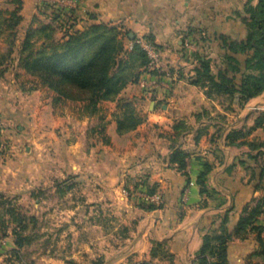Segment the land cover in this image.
<instances>
[{
  "label": "crops",
  "instance_id": "obj_1",
  "mask_svg": "<svg viewBox=\"0 0 264 264\" xmlns=\"http://www.w3.org/2000/svg\"><path fill=\"white\" fill-rule=\"evenodd\" d=\"M39 2L22 0L17 46L29 29L55 24L48 13H37L38 9L43 10ZM246 2L65 0L64 5L69 7L61 10L62 18L69 25L64 30H84L91 24L106 23L127 34L129 39H125V45L134 39L148 37L161 54L159 74L139 67L138 81L130 82L118 100L100 103L103 110L99 117L105 124L103 134L94 132L97 117L85 114L80 103L63 102L78 108L77 112L64 113L56 110L57 106L49 97H44L40 89H29L27 82L18 86L16 73L19 77L32 78L24 70L15 67L14 79L6 77L12 69L0 78L4 95H0V118L13 124L18 118L30 120L28 123L53 121L59 138H63L68 124L73 133L80 130L79 127L84 130L81 136L73 135L71 165L66 169L59 165L57 171L59 168L61 174H70L75 187H87L93 195L97 187L108 192L114 197V203L120 204L127 216L133 218L134 228L119 247V254L112 257L113 264L144 261L195 264L204 235L217 227L226 213L227 228L232 231L245 205L260 194L254 188L248 168L252 164L248 155L252 152L247 146H227L226 136L233 129L254 124L253 113L264 110V93L242 107L233 104L228 110L224 98L208 96L205 89L191 83L195 54L206 55L215 70L227 53L221 47L220 37L235 41L245 38L242 18ZM5 4L3 9H14L10 0H5ZM199 33L202 36L199 37ZM234 56L243 66L246 56ZM125 103H130L140 123L135 129L119 134L117 119ZM24 107L30 112L27 119L23 116ZM65 117L71 121L64 123ZM180 124L185 129L176 143H172L174 127ZM82 138L91 139V143L84 147ZM249 139L264 142V132L257 129ZM176 148L188 155L184 172L171 162ZM46 150L43 147L40 152ZM207 167L209 195H202L198 179ZM46 182L41 181V187H51ZM32 185L29 183L25 188ZM137 189L143 194H158L159 203H151L145 196L137 195ZM258 223L264 228V213ZM257 249L255 233L244 240L233 239L227 246L228 261L245 264Z\"/></svg>",
  "mask_w": 264,
  "mask_h": 264
},
{
  "label": "trees",
  "instance_id": "obj_2",
  "mask_svg": "<svg viewBox=\"0 0 264 264\" xmlns=\"http://www.w3.org/2000/svg\"><path fill=\"white\" fill-rule=\"evenodd\" d=\"M10 2L14 5L13 10L0 7V40L6 43L5 50L0 52V78L7 72V68L2 66L13 60L12 56L16 54L18 69L24 70L52 91L56 103H80L86 114L97 116L101 111L100 103L118 100L130 82L138 81L139 67L146 70L149 64L139 46L132 51L127 50V34L106 23L91 24L84 30L65 29L61 36L58 35L57 26L45 24L29 29L20 46H17L22 0ZM244 14L245 38L235 41L220 37L221 47L227 53L222 56L215 70L211 59L200 53L195 54L196 65L191 76V83L205 89L208 96L224 98L229 103L228 110L233 104L242 107L264 93V0H247ZM146 40L152 42L148 37ZM238 54L246 56L243 66L234 56ZM15 77L19 78L18 73ZM122 109L123 113L117 119L119 134L135 129L140 123L130 103L123 104ZM253 116L252 126L233 129L227 134L226 145L247 146L252 152L248 155L252 161L248 168L254 188L260 194L245 205L232 231L227 228L229 218L226 213L220 218L219 225L204 235L195 264H230L227 258L228 243L233 239L244 240L251 233L257 236L258 249L245 264H264V228L258 223L264 213V142L249 139L257 129L264 132V110H256ZM184 129L182 124L174 127L172 143H176ZM104 130L105 124L98 117L94 132L103 134ZM187 156L176 148L171 155V162L184 172ZM208 172L207 167L198 179L202 195H209L206 187ZM23 216L10 200L0 201V239L8 235L11 221L18 222L19 228L17 225L12 230L17 248L23 247L27 239L22 234L25 228ZM13 252L18 255L19 249ZM139 264L154 263L144 261Z\"/></svg>",
  "mask_w": 264,
  "mask_h": 264
},
{
  "label": "rangeland",
  "instance_id": "obj_3",
  "mask_svg": "<svg viewBox=\"0 0 264 264\" xmlns=\"http://www.w3.org/2000/svg\"><path fill=\"white\" fill-rule=\"evenodd\" d=\"M39 3L42 5V0ZM62 5L53 4L37 10L41 15L48 13L52 17L59 36L69 25L62 18L64 14L61 11L69 5ZM0 7H6L5 0H0ZM5 48V40H0V52ZM12 58L2 66L8 72L12 69L13 74H7V79L15 78L17 55L13 54ZM15 80L18 86L27 82L29 89H40L43 96L49 97L57 106L56 110L70 114L78 110L71 105L56 103L55 94L35 78L20 76ZM0 95L4 96L2 89ZM226 104L229 105L228 102ZM22 111L27 119L30 112L25 107ZM70 119L65 117L63 121L68 123ZM28 122L30 120L18 118L13 124L0 118V201L10 200L17 212L24 215L22 234L27 238L23 247H16L12 230L18 222L11 221L8 235L0 239V264H113L112 257L119 254V247L134 228L133 218L127 216L120 204L114 203V197L108 192L97 187L93 195L87 187H75L70 174H61L59 168L57 171L59 165L64 169L71 165L73 135L81 136L84 130L79 127L80 130L73 133L71 124H68L63 138H59L54 130L55 122ZM88 142L91 143V139L81 140L84 147ZM43 147L47 150L41 153ZM46 169L51 171L46 172ZM41 181H47L51 187H41ZM29 183L34 186L25 188ZM135 191L137 195H144L138 189ZM14 249H19L18 255Z\"/></svg>",
  "mask_w": 264,
  "mask_h": 264
},
{
  "label": "built area",
  "instance_id": "obj_4",
  "mask_svg": "<svg viewBox=\"0 0 264 264\" xmlns=\"http://www.w3.org/2000/svg\"><path fill=\"white\" fill-rule=\"evenodd\" d=\"M53 4L55 5L65 4V0H42L43 6H49ZM137 46H139L144 51V53L146 54L149 60V64L146 68V71L151 73L156 72L155 74H159L161 54L157 46L154 43L144 38H140L130 41L127 45V49L128 51H132ZM143 196H145V198H147L151 203L157 204L160 201L159 195L155 193L144 194Z\"/></svg>",
  "mask_w": 264,
  "mask_h": 264
}]
</instances>
